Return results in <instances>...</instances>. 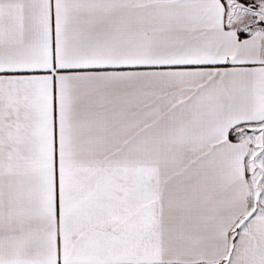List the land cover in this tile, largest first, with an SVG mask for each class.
<instances>
[{
  "label": "snow or ice",
  "instance_id": "6c2138e0",
  "mask_svg": "<svg viewBox=\"0 0 264 264\" xmlns=\"http://www.w3.org/2000/svg\"><path fill=\"white\" fill-rule=\"evenodd\" d=\"M0 264H264V0H0Z\"/></svg>",
  "mask_w": 264,
  "mask_h": 264
}]
</instances>
